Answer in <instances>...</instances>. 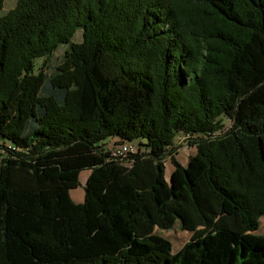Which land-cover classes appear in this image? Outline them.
<instances>
[{"label": "trees", "instance_id": "trees-1", "mask_svg": "<svg viewBox=\"0 0 264 264\" xmlns=\"http://www.w3.org/2000/svg\"><path fill=\"white\" fill-rule=\"evenodd\" d=\"M80 146L99 162L74 203L81 168L39 161ZM263 216L264 0H17L0 17V264H264ZM176 223L191 236L172 253L155 230Z\"/></svg>", "mask_w": 264, "mask_h": 264}, {"label": "rangeland", "instance_id": "rangeland-1", "mask_svg": "<svg viewBox=\"0 0 264 264\" xmlns=\"http://www.w3.org/2000/svg\"><path fill=\"white\" fill-rule=\"evenodd\" d=\"M17 0H5L2 10H0V17L7 14L11 9L14 8ZM82 39L81 31L76 32L73 37V42L78 43ZM66 46L59 47L53 54V56L45 63L46 70L45 72H51L55 67L61 64L64 54H65ZM43 59H38L35 61V71L37 72L39 68L42 66ZM229 122H225V128L229 126ZM178 145L175 158L176 160L183 166H186L188 159L190 156H193L195 153V148H191L183 143V140L179 139V141H175ZM111 143H113L111 141ZM138 146H140L138 144ZM108 150V148H106ZM144 148L140 146V150ZM99 162V157L90 149L84 146L77 147L76 149H69L62 152H54L52 154L47 155L45 158L41 159L39 163L41 165L48 164H58L63 167H80V183L81 187L78 188L80 193L83 192L82 187H84L85 180L88 178L90 174V168ZM165 178L169 181L170 168L172 167L170 163V159L166 158L165 162ZM170 172V173H169ZM83 194V193H82ZM155 233L164 237L171 243L172 253H176L181 247L190 239L191 233L182 231L178 223L171 230H159L156 229ZM256 234L264 235V216L259 220V229Z\"/></svg>", "mask_w": 264, "mask_h": 264}, {"label": "built area", "instance_id": "built-area-1", "mask_svg": "<svg viewBox=\"0 0 264 264\" xmlns=\"http://www.w3.org/2000/svg\"><path fill=\"white\" fill-rule=\"evenodd\" d=\"M137 147L134 143H121L113 148L111 151V156L113 157H126L129 154L135 153Z\"/></svg>", "mask_w": 264, "mask_h": 264}, {"label": "crops", "instance_id": "crops-1", "mask_svg": "<svg viewBox=\"0 0 264 264\" xmlns=\"http://www.w3.org/2000/svg\"><path fill=\"white\" fill-rule=\"evenodd\" d=\"M172 171V167L170 168V172ZM169 172V173H170ZM171 174V173H170ZM81 175V174H80ZM79 175V182H80V178H81V176ZM169 177H170V175H169ZM87 180V179H86ZM86 180H85V182H86ZM84 186H85V183H84ZM81 187V183H80V186L78 187V188H80ZM78 188H76V189H73L71 192H70V197H71V199H72V201L74 202V203H82L83 202V199H84V187H82V189H83V192L81 191V193H80V191H79V189ZM83 193V194H82Z\"/></svg>", "mask_w": 264, "mask_h": 264}]
</instances>
